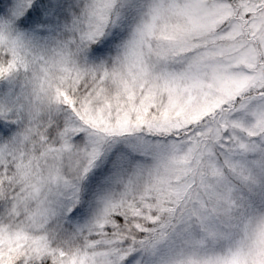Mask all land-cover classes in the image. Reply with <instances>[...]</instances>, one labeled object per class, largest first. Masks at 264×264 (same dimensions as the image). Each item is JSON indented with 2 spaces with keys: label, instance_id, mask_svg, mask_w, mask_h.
I'll return each mask as SVG.
<instances>
[{
  "label": "snow or ice",
  "instance_id": "snow-or-ice-1",
  "mask_svg": "<svg viewBox=\"0 0 264 264\" xmlns=\"http://www.w3.org/2000/svg\"><path fill=\"white\" fill-rule=\"evenodd\" d=\"M0 264H264V0H0Z\"/></svg>",
  "mask_w": 264,
  "mask_h": 264
}]
</instances>
